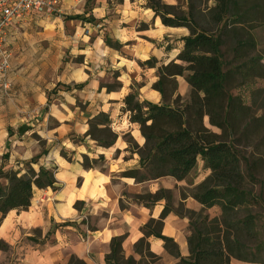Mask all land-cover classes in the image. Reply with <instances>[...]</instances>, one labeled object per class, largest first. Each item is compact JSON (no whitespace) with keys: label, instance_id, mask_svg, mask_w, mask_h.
<instances>
[{"label":"rangeland","instance_id":"1","mask_svg":"<svg viewBox=\"0 0 264 264\" xmlns=\"http://www.w3.org/2000/svg\"><path fill=\"white\" fill-rule=\"evenodd\" d=\"M123 2L127 6L132 4L133 13L128 12L129 8H122ZM162 2L173 6L175 14L188 13V0H162ZM79 4H82L83 12L69 14V18L77 17L81 23L88 24L92 35L102 37L106 51L118 52L122 58L129 57L128 49L132 50L133 45L131 43L119 45L109 36V28L117 27L118 36L126 40L133 36L135 31L138 32L139 37L140 32L148 30L152 25L151 17L154 16V12L147 8L146 0L122 2L80 0ZM215 5V0L194 1L196 11L204 13L206 18L208 11ZM233 14H237V18L232 16ZM236 19L237 23H235ZM222 25L223 28L213 35L214 38L219 35L221 39L219 55L222 63V89L228 97L238 96L243 99L247 106H250L254 100L256 103L252 105L250 116L264 117V78L251 80L249 82L251 86H247L238 74V68L251 57L259 60L258 63L264 70V0L240 2L238 11L225 0V17ZM140 40L144 45L148 42L144 37ZM170 41L171 39L165 38L163 44ZM244 41L252 43L254 50L250 51L247 59L236 58L235 50ZM245 52L248 53L246 50ZM70 60L79 63L82 58L69 54V62ZM170 62L160 64L158 67ZM105 65L106 62L100 66L105 67ZM106 74L101 78L100 87L107 93L119 92L120 71L110 70ZM186 75L187 73L180 77L181 79L176 77L175 83L164 85L165 97L164 99L161 97L159 103L141 99L138 89L143 83L142 80L130 82L129 93L136 94L141 103L152 105L164 103L175 109H183L191 105L193 98L191 88L184 79ZM155 76L158 80L157 70ZM83 88V86L69 85V90L77 92H81ZM116 104L110 103V112H102L99 111L98 105L89 107L88 100L76 98L75 117L81 118L80 113H84L82 129L85 132L84 134L69 133L68 147L54 146L56 149H53L52 145L56 143L46 144L43 139L35 135L34 138L39 141L41 150L26 160L16 159V164L13 165L15 169L12 170L4 167L8 156L3 154V165H0V170L18 172L19 176H22L29 167L36 172L40 167L50 169L54 173L58 189L42 191L34 189L30 208L19 214L16 212L12 214L9 235L6 234V237L11 236L14 242L8 244L0 240L2 243L0 264H16L19 259H24L25 264H69L71 257L81 260L82 254H88L93 259L97 256L102 257L105 261V257L110 253L111 243L110 240L108 244L102 246V242L106 241L107 233L124 237L119 252V264H125L129 257L133 258L135 264H173L174 258L167 252L158 255L149 250L148 238L145 243L135 246L147 231L161 234L162 226L157 222L163 210L166 212V217L172 216L184 221V226L176 235L177 240L183 236H187V239L191 236L194 231L191 226L192 221H197L199 224L206 216L209 220L222 219L218 207L201 212L202 209L194 211L186 204L187 201L194 200L193 195L197 192L198 186L208 176L206 174L208 171L204 169L201 161H198L196 167L182 181L169 176L159 179L148 176L146 172L148 164L140 160V151L145 138L141 135L139 125L130 123L129 112L123 109L124 105L122 104L121 108ZM98 114H105L108 123L102 126L97 120L94 121ZM199 115L196 108H191L185 117V128L190 130L204 128L234 146L241 159L240 167L245 178V188L250 195L249 199L252 197L254 199L247 207L236 209L230 218L232 223H236L235 228L239 229V232L238 244L234 245L233 257H230L229 264H264V125L245 128L244 125L248 120L244 119L236 123L233 129L224 127L222 131L210 125L208 117ZM156 130L171 133L174 127L168 123H160ZM136 131L139 133L138 136ZM104 145L110 146L104 147ZM61 151H64L66 158L61 155ZM62 161L71 165L68 178L64 172L67 168L59 165ZM85 162L92 168L91 171L83 168ZM75 167L81 172L71 171ZM130 170H137V177L140 180L124 177ZM83 172H88V175ZM143 176L146 180L141 179ZM6 184L4 179H0V187H5ZM157 209H161L159 217L149 218L148 213ZM189 211L196 215L192 218ZM141 213H144L143 218ZM200 214L201 217L197 219V215ZM249 218L253 219V225L251 229L246 230L247 228L240 222ZM146 225H148L147 229ZM214 226L216 223L206 222V229ZM125 237L126 239L138 237L131 256L124 252ZM174 243L177 244L175 241ZM195 244L197 245L198 241H195ZM148 253L154 256L150 257ZM73 264L78 263L73 261Z\"/></svg>","mask_w":264,"mask_h":264},{"label":"trees","instance_id":"2","mask_svg":"<svg viewBox=\"0 0 264 264\" xmlns=\"http://www.w3.org/2000/svg\"><path fill=\"white\" fill-rule=\"evenodd\" d=\"M194 1L188 0L189 10L184 15L173 13L174 7L163 4L162 0H146L147 8L154 12V17H158L163 26L185 28L189 35L181 39L182 47L174 61L160 67H157L154 58L140 63L141 67L157 69L158 80L152 89L163 99L164 85L175 83L176 77H183L187 73L184 79L193 94L191 105L175 109L164 103L159 105L141 103L134 93L125 95L122 103L123 109L129 112L130 123L139 125L141 135L145 138L140 160L148 164L146 169L148 176L152 179L169 176L182 181L196 167L198 161H201L204 169L208 171V176L198 186L193 199L202 206L201 212L213 207L220 208L222 219L209 220L206 216L197 224V221H192L196 213L188 212L192 217L190 220L194 231L187 239L189 250L187 260L181 258L179 248L173 239L162 236L159 232L147 231L135 246L145 243L146 239L152 236L163 242L165 252L179 260L177 264H229L230 257H233L234 245L238 244L239 232V229L235 228L236 223H232L230 218L236 209L247 207L254 199L253 197L249 199L245 178L241 172V159L234 146L204 128L196 130L185 128V117L191 108H196L200 117H208L210 125L222 131L224 127L233 129L236 123L244 119L248 120L245 128L260 127L264 125V117L250 116L252 105L256 103L254 100L247 106L243 99L238 96L228 97L222 89V63L219 55L221 39L219 35L217 38L213 35L223 28L225 0H215L216 5L208 11V18L204 13L196 11ZM227 1L238 11L240 2L245 0ZM232 16L237 18V14ZM253 50L254 45L244 41L235 50V57L247 59ZM258 62L259 60L251 57L238 68V74L243 78L245 85L251 86V83L249 84L251 80L264 78L263 66ZM93 120H97L102 126L108 123L105 114H98ZM160 123L173 125L174 131L171 133L157 131V125ZM61 155L66 158L64 151H61ZM82 166L85 169H92L86 162ZM137 174V170H130L124 177L140 180ZM0 179L7 183L5 187H0V226L9 212L19 214L30 208L34 189H58L54 173L43 167L37 172L29 167L22 176H19L18 172L0 170ZM141 179L146 180L145 176ZM165 217L166 212L163 210L157 224L162 226ZM197 217L199 219L201 214ZM207 221L216 223V226L206 229ZM240 224L249 230L252 228L253 219L241 221ZM145 228L147 229L148 225ZM123 239V236L111 239L110 253L105 257V264H119ZM195 241H198L197 245ZM1 246L0 242V249ZM148 254L150 257L154 256L152 253ZM235 258L240 260L238 257ZM73 261L85 264L74 257H71L69 264H73ZM125 264H135V261L129 257Z\"/></svg>","mask_w":264,"mask_h":264},{"label":"crops","instance_id":"3","mask_svg":"<svg viewBox=\"0 0 264 264\" xmlns=\"http://www.w3.org/2000/svg\"><path fill=\"white\" fill-rule=\"evenodd\" d=\"M79 1L54 0V14L31 17L24 24L12 25L7 31L4 49L9 56V65L0 80V165H3V154L7 155L8 161L4 163V167L8 170L15 169L13 165L16 164V159L26 160L41 150L35 135L46 144L56 143L53 147H68L69 133L84 134V113H80L81 118L75 117L76 98L88 100L89 107L98 105L99 111L110 112V103H117L116 105L122 108V100L131 90L130 82L142 80L143 83L138 89L141 99L153 103H159L161 100V95L152 89L157 81V69L141 67L140 63L154 58L158 67L160 64L174 61L182 47L181 39L188 34L187 30L165 27L158 17L152 16V25L148 30L140 32L139 37L135 31L133 36L125 40L118 36L117 27L113 29L111 25L108 30L111 38L119 45H133L132 50L128 49L129 57L122 58L118 52H107L102 37L92 35L88 24L81 23L77 17L69 18V14L83 12ZM131 6L132 4L127 6L124 3L122 8H129L128 12L133 13ZM141 37L148 39L146 45L140 43ZM165 38L171 41L163 44ZM69 54L81 57V62H69ZM105 62V67L100 66ZM110 70L120 71L121 74V89L117 93H107L100 87L101 78ZM69 85L83 86L84 90H69ZM55 147L53 149H56ZM59 165L67 168L64 172L68 178L71 165L64 161ZM71 171L81 172L76 167ZM186 204L194 211L202 209L195 200L187 201ZM160 210L148 213V217L158 218ZM13 213L15 212H9L0 226V240L8 244L14 242L11 236L6 237V234L9 235ZM141 215L143 218L144 213ZM183 226L184 221L168 216L163 220L161 235L173 239L177 243L181 258L187 260V236L178 240L176 238ZM119 236L111 235L108 241L102 242V246ZM137 238L125 237L124 252L128 256L133 254V245ZM147 240L151 252L158 255L165 253L161 240L152 236ZM80 258L85 264H105L104 258L98 256L93 259L88 254H82ZM24 262V259H19L16 264H25ZM177 263L179 260L174 259L173 264Z\"/></svg>","mask_w":264,"mask_h":264},{"label":"built area","instance_id":"4","mask_svg":"<svg viewBox=\"0 0 264 264\" xmlns=\"http://www.w3.org/2000/svg\"><path fill=\"white\" fill-rule=\"evenodd\" d=\"M54 12V0H0V80L9 65V56L4 49L8 29L15 24H24L31 17Z\"/></svg>","mask_w":264,"mask_h":264},{"label":"bare ground","instance_id":"5","mask_svg":"<svg viewBox=\"0 0 264 264\" xmlns=\"http://www.w3.org/2000/svg\"><path fill=\"white\" fill-rule=\"evenodd\" d=\"M135 133H136L137 136L139 135V133H138L137 131H136ZM139 138H140V141L142 142V141H143L142 138H141L140 136H139ZM87 175H88V174H87ZM86 183H87V181H86ZM110 238H111V235L107 233V234L105 235V239L108 241Z\"/></svg>","mask_w":264,"mask_h":264}]
</instances>
